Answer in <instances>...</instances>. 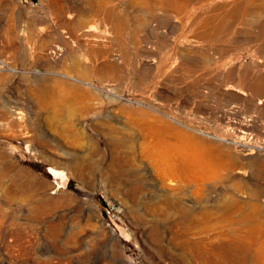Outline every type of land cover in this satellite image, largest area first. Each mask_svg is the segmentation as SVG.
I'll return each instance as SVG.
<instances>
[{"label":"rangeland","instance_id":"obj_1","mask_svg":"<svg viewBox=\"0 0 264 264\" xmlns=\"http://www.w3.org/2000/svg\"><path fill=\"white\" fill-rule=\"evenodd\" d=\"M0 264H264V0H0Z\"/></svg>","mask_w":264,"mask_h":264},{"label":"bare ground","instance_id":"obj_2","mask_svg":"<svg viewBox=\"0 0 264 264\" xmlns=\"http://www.w3.org/2000/svg\"><path fill=\"white\" fill-rule=\"evenodd\" d=\"M95 13H97V12H95ZM95 13H91L90 10L89 11H81L78 13V17H77L76 22L79 23L80 25H82L81 24V21H82L81 18L83 17L84 14L94 16ZM62 39L65 41L66 37L62 36ZM6 44L8 46L7 50H11V52H12V49H13L15 52H18V50L16 48H14V40L13 39L7 41ZM42 103H45V101L42 100ZM15 114H16V116L13 117L15 120L16 119L19 120V119L24 117V111L23 110L22 111L18 110V112L15 111ZM14 124H16L15 121H14ZM178 133H179V135H181V137H183L185 135L182 131H178ZM187 141H188V144L191 142L190 145H191L192 151H190V152L186 149L185 146H183V147L174 146V145H172V143H169V141H166L164 139H159V144H160L161 148H160L159 152L157 153V156L160 160L161 166L167 170V173H169L171 175H185L187 177L192 176L195 178H200L201 177V171H202V164H200V161L198 159L196 162H194L195 158H191V153H196V149H197V151L202 153L203 156H205V154L211 155L212 152L206 148H203L202 151L199 150L200 148L197 147V145L195 144V141H193L191 138H189V140H187ZM250 153H251V151H250ZM188 157H190V158H188ZM158 164H159V162H158Z\"/></svg>","mask_w":264,"mask_h":264}]
</instances>
